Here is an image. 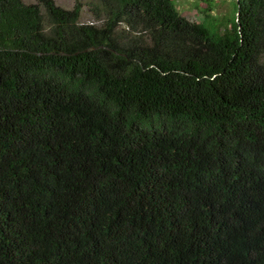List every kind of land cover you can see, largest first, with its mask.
Masks as SVG:
<instances>
[{
	"label": "trees",
	"instance_id": "trees-1",
	"mask_svg": "<svg viewBox=\"0 0 264 264\" xmlns=\"http://www.w3.org/2000/svg\"><path fill=\"white\" fill-rule=\"evenodd\" d=\"M90 5L0 0V264H264V0Z\"/></svg>",
	"mask_w": 264,
	"mask_h": 264
},
{
	"label": "rangeland",
	"instance_id": "rangeland-1",
	"mask_svg": "<svg viewBox=\"0 0 264 264\" xmlns=\"http://www.w3.org/2000/svg\"><path fill=\"white\" fill-rule=\"evenodd\" d=\"M26 3H35L36 0H24ZM78 0H56L57 4L72 9ZM83 3L81 15L82 23H96L95 15L91 11V2L93 0H80ZM179 11L187 18L202 22L207 25L211 32L216 35L223 34L231 27L236 14L238 0H174ZM44 10V8H43ZM124 27H120L122 30Z\"/></svg>",
	"mask_w": 264,
	"mask_h": 264
},
{
	"label": "water",
	"instance_id": "water-1",
	"mask_svg": "<svg viewBox=\"0 0 264 264\" xmlns=\"http://www.w3.org/2000/svg\"><path fill=\"white\" fill-rule=\"evenodd\" d=\"M94 49H95V47H94ZM89 50H90V48L86 49L85 51H89Z\"/></svg>",
	"mask_w": 264,
	"mask_h": 264
}]
</instances>
